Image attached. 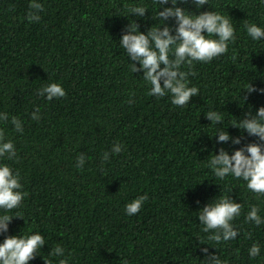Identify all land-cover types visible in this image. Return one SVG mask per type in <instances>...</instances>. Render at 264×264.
I'll return each mask as SVG.
<instances>
[{"label": "trees", "instance_id": "trees-1", "mask_svg": "<svg viewBox=\"0 0 264 264\" xmlns=\"http://www.w3.org/2000/svg\"><path fill=\"white\" fill-rule=\"evenodd\" d=\"M29 2L0 0V112L9 116L0 128L18 157L0 158V164L19 171L27 193L7 213L24 219L14 216L0 243L6 236L39 232L46 242L28 264H58L61 257L48 255L57 244L68 264H206L205 256L212 254L226 264H264V224L244 219L253 205L264 218V196L248 191L242 179L219 180L207 167L221 147L231 155L245 144L260 143L230 123L264 107L259 91L264 89V40H251L244 29L245 21L264 29V2L209 0L197 9L192 0H178L176 6L193 14L213 10L228 16L235 29L226 54L194 62L196 75L188 86L200 94L182 108L172 105L170 96H149L142 70L132 72L130 63L139 68V62L119 46L129 23L146 33L160 23L152 19L157 8L170 2L39 0L44 11L38 23L26 19ZM134 5L148 9L143 17L128 14ZM166 23L174 34V19ZM52 82L64 88L65 97L37 96L38 88ZM248 83L258 91L243 90ZM36 108L39 121L31 119ZM213 110L223 118L218 126L204 115ZM13 116L21 119L23 133L14 130ZM224 129L241 143L218 142L215 133ZM114 143L124 150L111 154ZM106 151L110 158L102 162ZM81 153L86 162L77 169ZM144 194L148 199L141 210L127 215L125 205ZM219 195H229L242 210L232 222L237 238L217 244L201 230L197 211ZM253 243L261 252L249 258Z\"/></svg>", "mask_w": 264, "mask_h": 264}, {"label": "clouds", "instance_id": "clouds-1", "mask_svg": "<svg viewBox=\"0 0 264 264\" xmlns=\"http://www.w3.org/2000/svg\"><path fill=\"white\" fill-rule=\"evenodd\" d=\"M169 2L172 6L163 7L162 10L157 8L156 16L152 17L156 22H160L157 27H150L146 33H143L138 30V25L135 22L129 23L126 31L120 37L119 46L131 61L139 62V68L135 63H130L132 72L142 70V78L150 86L147 93L149 96L156 98L170 96L171 104L182 108L189 104L192 97L200 94L197 87L188 86L189 77L196 75L193 71L194 62L209 63L226 54L229 42L235 39V29L228 16L216 11L193 14L183 7L176 6L178 0H156L158 6L168 5ZM181 2H186V0H181ZM192 3L199 9L201 6L209 4V0H192ZM146 10L148 9L141 5L127 8L129 15L134 14L140 17L144 16ZM43 11V3L39 0H30L26 19L30 23H38L41 20L40 13ZM169 18L175 21L174 34L172 28L166 23ZM244 29L251 40H264V29L255 23L245 21ZM231 59L235 62V54ZM182 68L186 70H182ZM243 90L248 93L258 91L250 83ZM259 91L264 92V89ZM36 94L48 101L66 96L64 88L55 82L38 88ZM134 95V92L129 93L128 103L135 102L134 99H131ZM204 115L210 123L217 126L223 123V118L217 111H208ZM31 119L35 121L41 119L39 108L31 113ZM8 120V113L0 112V123L8 122ZM11 123L17 133H23L21 119L13 116ZM230 124L241 131H246L249 136L256 137L260 143L245 144L243 147L235 149L231 155L221 147L218 154H213L208 160L207 167L219 180H225L228 176L242 179L248 191L255 194L256 197L264 196V107H259L254 115L249 111L244 118ZM5 135L4 130L0 128V158L15 161L18 158L16 148L11 139H5ZM215 136L221 144L229 140L234 144L241 143L240 137H231L225 129L217 131ZM123 150L124 146L114 143L111 154H119ZM109 158L110 153L106 151L103 153L101 161H108ZM85 162L86 157L81 153L76 157L75 167L83 169ZM22 187L19 171L14 172L7 164H0V210L5 213L0 215V233L8 231V225L14 216L23 218L19 213L7 214L18 208L27 195L22 191ZM147 199L148 195L144 194L131 200L125 205V213L129 216L137 214ZM241 210L242 204L234 202L229 195L216 196L197 211L199 223L202 225L201 230L204 233H211L207 239L217 244L232 241L238 236V230L232 222L241 215ZM244 219L246 223H252L257 227L264 224V218L259 215V208L255 205L250 207ZM251 235L249 232L248 237L251 238ZM45 242V237L39 232L6 236L0 243V264H28L39 253L38 250H41ZM202 251L208 253L207 248ZM260 252V245L253 243L248 249V256L255 258ZM236 253L239 254V249H236ZM48 255L61 257L58 264H68L65 249L59 244L52 248ZM205 260L206 264H226L219 255L215 254L206 255ZM44 264H52V261L44 260ZM124 264H128V262L124 261Z\"/></svg>", "mask_w": 264, "mask_h": 264}]
</instances>
